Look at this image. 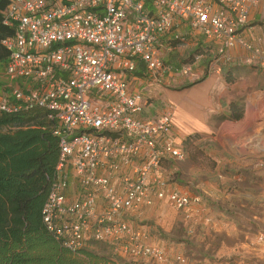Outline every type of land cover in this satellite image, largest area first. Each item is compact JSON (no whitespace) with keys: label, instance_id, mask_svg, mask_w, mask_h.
Returning a JSON list of instances; mask_svg holds the SVG:
<instances>
[{"label":"built area","instance_id":"obj_1","mask_svg":"<svg viewBox=\"0 0 264 264\" xmlns=\"http://www.w3.org/2000/svg\"><path fill=\"white\" fill-rule=\"evenodd\" d=\"M258 4L8 0L3 23L13 33L2 44L9 51L10 84L0 96V111L43 108L55 121L59 159L42 219L62 246L76 252L100 243L117 258L164 261L163 250L148 244L147 231L130 226L126 215L161 199L184 210L200 196L171 188L160 173L186 152L182 140H173L172 108L157 119L145 117L147 100L134 84L191 77L201 67L210 74L234 46L259 54L243 35ZM187 37L189 55L166 62L161 48L171 51Z\"/></svg>","mask_w":264,"mask_h":264},{"label":"rangeland","instance_id":"obj_2","mask_svg":"<svg viewBox=\"0 0 264 264\" xmlns=\"http://www.w3.org/2000/svg\"><path fill=\"white\" fill-rule=\"evenodd\" d=\"M176 46L171 51L161 48L166 62L176 64L193 50L188 37L187 41ZM234 75L225 72V79L230 78L229 82L226 80L228 85L237 79ZM189 78L185 77L182 82L188 84ZM183 79L177 78L176 83L180 84L178 81ZM165 82H136L134 89L141 91L154 106L157 103L161 106L158 87L173 88V83ZM8 84L10 79L5 74V64L0 62V96ZM234 101H238L245 111L244 98ZM250 116L255 118L256 125L264 128V101L256 107L250 106ZM223 117L213 116L211 128L215 130L216 123ZM237 130L234 126L225 128L232 134ZM187 136L191 137L185 145V159L166 162L163 167L169 172L166 177L171 180V188H182L194 195L202 194L195 204L199 208L197 213H189V217L183 211L157 200L153 205L144 207L140 214L126 215L132 226L148 227L151 235L148 234V238L159 244L165 258L161 263L146 258H119L125 264H264V241L259 238L261 234L264 236V151H254V157L252 149L239 145L243 139H238L231 147L225 141L198 133ZM248 153L251 158L253 156L262 162L255 167L252 163L247 165L246 161L232 163L234 158L242 160L243 154ZM181 169L186 173L182 174ZM89 248L111 254L110 248L104 244L91 243Z\"/></svg>","mask_w":264,"mask_h":264},{"label":"trees","instance_id":"obj_3","mask_svg":"<svg viewBox=\"0 0 264 264\" xmlns=\"http://www.w3.org/2000/svg\"><path fill=\"white\" fill-rule=\"evenodd\" d=\"M7 4L8 0H0V62L4 64L9 51L2 40L13 33L3 23ZM229 110L232 120L244 117L238 101L230 102ZM48 113L43 108L0 111V264H125L109 252L87 247L72 252L46 229L42 209L59 159L55 121ZM190 137L183 139L184 149Z\"/></svg>","mask_w":264,"mask_h":264},{"label":"crops","instance_id":"obj_4","mask_svg":"<svg viewBox=\"0 0 264 264\" xmlns=\"http://www.w3.org/2000/svg\"><path fill=\"white\" fill-rule=\"evenodd\" d=\"M249 20V25L245 28L243 35L252 44L253 48L259 49V54L242 49L239 46L227 48L226 59H221L219 64L220 70H214L203 78L204 72L201 67L189 78V83L201 80L198 83L185 88L186 84L182 82L185 78L178 81L180 84L172 79L165 83H173V88L158 87L159 98L163 103L161 106L159 103L154 106L153 102L148 101V98L144 95L147 100L145 117L157 119L165 108H172L174 130L177 135L173 139L175 142L178 140L183 142L187 135L198 133L201 136L225 141L231 147L234 146L233 143H237L238 139H243L244 141L240 142L239 145L252 149L254 157H256L254 151H264V128L254 123L255 118L253 116L249 117L250 106L256 107L264 101V59H262L264 52V0H259V4L251 8ZM225 72H231L237 77L232 85L226 83ZM237 98H244L245 101L244 117L238 121L229 118V103ZM216 115H222L224 119L218 120L214 130L210 124H212V117ZM229 126H234L238 130L233 134L226 132L225 128ZM220 143L222 145V142ZM252 151H250V154H252ZM243 155H245L244 159L241 160L240 157H237V160L234 158L232 163L237 164L236 162L246 161V163L248 162L247 165L252 163V166L255 167L262 162L253 156L251 158L249 153ZM160 173L165 177L169 175L165 167L161 168ZM181 173L186 172L182 170ZM184 176L186 175L184 174ZM180 190L190 193L182 188ZM202 191L205 192V190ZM198 194L202 196L200 192ZM160 203L168 204L166 199H161ZM198 209L197 205L192 204L181 211L190 217L192 214H196ZM129 214H134V212L130 211ZM125 220L130 226L133 225L130 219L126 218ZM143 228L151 236L148 227L143 225ZM148 239V244L159 246L151 240V237ZM123 258L129 259L132 256L123 255Z\"/></svg>","mask_w":264,"mask_h":264}]
</instances>
